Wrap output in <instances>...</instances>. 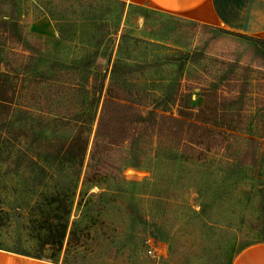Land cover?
<instances>
[{
  "label": "rangeland",
  "instance_id": "obj_1",
  "mask_svg": "<svg viewBox=\"0 0 264 264\" xmlns=\"http://www.w3.org/2000/svg\"><path fill=\"white\" fill-rule=\"evenodd\" d=\"M0 21L24 32L5 43L0 28V86L13 101L0 100V248L56 264H232L264 242L263 43L142 0H0ZM117 59L139 86L129 97L175 116L205 108L224 134L189 147L156 139L141 166L118 160L86 184L100 113L86 89ZM54 191L70 214L49 244L42 221L65 216L43 196Z\"/></svg>",
  "mask_w": 264,
  "mask_h": 264
},
{
  "label": "trees",
  "instance_id": "obj_2",
  "mask_svg": "<svg viewBox=\"0 0 264 264\" xmlns=\"http://www.w3.org/2000/svg\"><path fill=\"white\" fill-rule=\"evenodd\" d=\"M9 26L12 27V29H10ZM3 27L5 43L9 40L18 43L23 42L24 32L22 31V26L18 22L13 21L8 23L7 21H0V28L2 29ZM13 29L19 32V38L15 35L16 33H14L15 30ZM226 32L237 34L230 31ZM249 38L264 44L263 39L254 37ZM92 57V54L86 55L87 60ZM92 64L93 63L90 61L86 66L85 72L87 75L94 73L91 71ZM98 67L100 70H104L102 69V65L98 64ZM129 69L130 66L119 59L112 65L109 62L105 72L102 73V80L99 87H96L95 91H91L90 88L86 89V92L90 94V100L87 105L94 107V110L97 109V115L100 112L95 132V140L92 145L91 158L85 175L86 184L92 181L98 182L99 180H96L98 177L114 174L120 169V164H116L118 160L121 162L126 161L127 164L132 167L141 166L145 154L156 139L160 144L164 142L165 138L174 135L177 137L178 147H181V145L189 147L193 144L203 143L200 138L204 135L214 134L216 132L224 134L222 131L215 129V127H209V124H213L212 126H215V124L211 123V120L204 116L205 108L200 109L196 115H185L180 113L179 116H175L167 114L166 109H161L163 113H160V107L155 105L150 108L146 103H139L132 97H129L128 94H133L135 92L134 89L139 87L135 83L128 84L129 82L125 77L128 74L126 70ZM109 72L111 80L107 88L106 97L103 99L105 79ZM119 72L123 74L120 80L116 79ZM96 74V76H99V73ZM9 76L10 75H6L8 81L11 80ZM87 82L90 81L87 79ZM5 83L7 82L3 80V84L0 86V100L3 106L11 110L13 109L11 106L13 101L4 96L5 91L3 85ZM130 87H134V89ZM188 96L192 99L191 94ZM20 110L22 113L27 111L22 107ZM245 140L259 147L262 145V142L255 138L250 139L245 137ZM87 149L88 142L85 141L83 151L86 152ZM252 157L255 159L254 163H256L258 161V154L256 157ZM81 162L82 164L84 163L82 157ZM43 196L46 200H49L51 204H56L57 202L61 203L60 206L58 204L57 208L65 211V216L63 215V217L56 216L54 219H45L42 221V223L45 224L43 228L47 230L49 234L46 242L50 244L52 240H55L54 236L57 234L59 239L53 241V243H61L66 235L69 223L68 216L70 214V209L68 207V201H65L60 191H54L51 194H44ZM34 208H37V206ZM250 245L251 244L244 246L240 251ZM36 258L42 259L41 257Z\"/></svg>",
  "mask_w": 264,
  "mask_h": 264
},
{
  "label": "crops",
  "instance_id": "obj_3",
  "mask_svg": "<svg viewBox=\"0 0 264 264\" xmlns=\"http://www.w3.org/2000/svg\"><path fill=\"white\" fill-rule=\"evenodd\" d=\"M156 9L239 35L264 40V0H142ZM0 264H56L0 248ZM232 264H264V242L254 243Z\"/></svg>",
  "mask_w": 264,
  "mask_h": 264
},
{
  "label": "built area",
  "instance_id": "obj_4",
  "mask_svg": "<svg viewBox=\"0 0 264 264\" xmlns=\"http://www.w3.org/2000/svg\"><path fill=\"white\" fill-rule=\"evenodd\" d=\"M150 252H152V251H150Z\"/></svg>",
  "mask_w": 264,
  "mask_h": 264
}]
</instances>
